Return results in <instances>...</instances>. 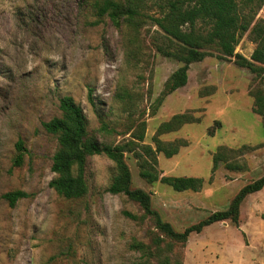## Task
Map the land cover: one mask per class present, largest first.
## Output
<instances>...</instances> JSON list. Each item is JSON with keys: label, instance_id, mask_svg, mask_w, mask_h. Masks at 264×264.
Listing matches in <instances>:
<instances>
[{"label": "rangeland", "instance_id": "1", "mask_svg": "<svg viewBox=\"0 0 264 264\" xmlns=\"http://www.w3.org/2000/svg\"><path fill=\"white\" fill-rule=\"evenodd\" d=\"M95 2L0 0V264H264V189L246 197L237 225L217 222L180 244L138 203L107 191L116 170L105 156L88 159L83 198L66 199L50 187L58 144L42 123L61 115L65 96L83 108L89 133L101 142L127 141L145 121L143 143L155 147L161 123L184 113L199 119L162 135L188 146L172 158L158 156L163 176L203 178L198 192L146 182L134 154H125L133 188L150 193L153 208L178 232L227 210L264 176V75L207 57L191 65L185 87L158 104L183 65L163 53L178 45L152 20L160 10L147 0L141 15L116 24L97 15ZM236 52L264 67V6ZM19 141L27 149L22 166L15 165ZM243 146L250 149L235 157L243 170L220 163L212 175L220 147ZM15 190L29 196L11 207L3 196Z\"/></svg>", "mask_w": 264, "mask_h": 264}, {"label": "trees", "instance_id": "2", "mask_svg": "<svg viewBox=\"0 0 264 264\" xmlns=\"http://www.w3.org/2000/svg\"><path fill=\"white\" fill-rule=\"evenodd\" d=\"M160 12V17H152L164 34L178 45L177 49L163 51L165 56L177 59L183 65L166 81L158 104L170 94L188 84V72L192 64L201 62L207 57H217L220 60H235L239 67L248 69L257 78L264 75V67L255 64L240 53L236 48L243 36L249 31L259 11L264 6V0H151ZM147 0H96L93 9L99 17L109 16L114 23L128 16L134 20L141 15ZM93 104L92 94L89 95ZM129 100L132 96H126ZM131 105V102L127 103ZM61 115L48 122H43L44 131L57 138V150L52 158V171L55 174L50 183L56 193L66 199H81L88 193L86 166L88 159L94 156H105L115 163L113 176L108 192L112 195H125L138 203L144 214L154 220L155 228L166 237L177 243H187L193 233H201L204 228L217 222L231 220L239 223L241 206L247 196L264 189V176L244 186L232 200L225 211L212 213L206 219L178 232L173 226L162 219L158 211L153 208L151 194L140 188H133L131 170L125 160L126 153H133L139 163V175L146 182L153 184L161 182L172 187L175 191H200L205 184L203 178L163 176L158 169V156L163 154L172 158L180 150L188 146L185 140L163 142L161 136L177 131L182 125L199 122L190 113L175 115L171 120L161 123L152 145L144 144L146 122L143 121L135 129L131 139L124 142L99 141L88 131V125L83 108L70 96L60 99ZM220 124V123H218ZM100 131L110 134L108 126L103 125ZM210 135L214 130L210 129ZM18 155L16 166L24 163L25 143L16 144ZM250 149L220 147L213 155L212 175L215 174L220 163H224L231 171L243 170V165L236 161L238 154ZM28 193L15 190L6 193L3 198L11 207L27 198ZM133 218H135L133 216ZM145 247L142 251L145 252ZM159 249V248H158ZM162 262V261H161ZM141 264H149L148 259ZM162 264V263H161ZM164 264H168L165 262Z\"/></svg>", "mask_w": 264, "mask_h": 264}]
</instances>
